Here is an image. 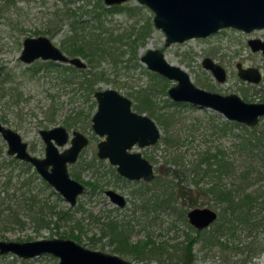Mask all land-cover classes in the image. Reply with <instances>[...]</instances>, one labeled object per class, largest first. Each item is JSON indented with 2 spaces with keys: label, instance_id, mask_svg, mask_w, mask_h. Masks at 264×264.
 I'll return each instance as SVG.
<instances>
[{
  "label": "rangeland",
  "instance_id": "374dc122",
  "mask_svg": "<svg viewBox=\"0 0 264 264\" xmlns=\"http://www.w3.org/2000/svg\"><path fill=\"white\" fill-rule=\"evenodd\" d=\"M8 1L0 0V12L3 16L0 19V121L18 132L22 140L28 143L30 153L38 157L44 156V143L38 134L40 129L63 126L69 134L78 130L89 138V143L79 154L77 161L68 166L70 176L84 185L85 191L77 197L76 204L69 206L51 188L53 193L48 194V200L51 205H56L57 214L52 216L49 226L37 228L26 219L22 227L4 228L0 224V240L31 242L52 238L70 239L86 248L120 256L132 264H176L170 258L174 254L173 246L182 242L187 233L195 236L194 228L188 223L186 214H183L178 203L170 201L168 206H158L154 205L153 199L161 192L160 179L176 183L178 180L172 176V171L185 172L170 162L177 158L174 157L176 154L179 163L188 167L189 162L196 159L204 149L210 148V153H213V147L219 145L226 152L227 160L232 161L237 173L248 165L253 168L249 179L251 183L246 192L264 190V160L259 154L250 156L246 150H238L233 146L235 138L231 134L212 135L215 126L229 121L215 111L172 101L167 90L176 82L150 71L140 61V57L148 49H158L168 63L187 71L194 85L221 95L235 93L245 102H264V56L261 51L253 52L248 45L250 39L264 41V29L245 33L225 28L205 38H194L166 46L163 32L153 25L152 11L137 0H127L118 5L119 8L107 11L102 0ZM78 7H82L83 18L87 13L98 16L99 26L95 33L105 32L104 36L109 39L96 44L98 53L90 50L88 52L93 53L90 57L85 59L78 56L86 64L83 72L59 63L54 66L47 64L48 61L37 60L26 65L19 60L22 41L26 37L46 36L62 50V42L69 35L68 25L62 23L59 24V29L50 31L45 30L46 26L56 16L55 13L60 15L62 11L70 12ZM79 14L81 11H76V15ZM87 32L88 30L83 34ZM100 48L107 53L100 54ZM204 58H210L226 70L225 82L217 83L210 71L201 66ZM237 63L243 67L258 68L262 74L260 83L252 85L241 81L236 73ZM85 75H88L86 77L89 78V83ZM70 81L73 82L69 84ZM86 88H93L95 91L115 89L132 101L133 108L139 106V102L150 107L148 109L153 115H149L147 111L144 113L159 128L160 139L155 145L146 148L135 145L132 151H139L150 161L154 172L153 180L144 182L117 177L115 169L113 171L106 160L96 157V145L101 138L91 128L92 116L88 123L78 125V128L68 127L64 123L72 112L90 111L91 115L95 112L96 101L93 94L85 92ZM168 116H171L168 132L180 139V150L173 145L166 146L161 140L166 136L164 117L166 119ZM258 128L264 130V117L259 119ZM235 133H239V130L235 129ZM2 144L6 151L5 142L0 137V147H3ZM67 146L69 143L59 150ZM189 179L181 185L190 191L196 190L195 186L187 185ZM230 179L229 176H222L223 183H230ZM105 189H112L123 195L127 200L126 206L115 207L103 194L102 190ZM200 202L196 207L220 211L212 201ZM190 209L187 208L186 213ZM249 213L258 221L264 217V211L258 203ZM107 214L113 217V222L122 221L125 217L133 219L135 226L130 239L118 241L119 236H112L107 231L104 219ZM235 227L234 243L229 242L226 237L218 241L210 238L212 227L201 230L199 242L192 248L195 258L191 264H264V225L252 232L237 223ZM211 240L217 242L212 244ZM250 240L256 241L257 247L251 246L249 253L246 252L248 249H244L243 253L237 251L238 248H244ZM132 245H135L133 249ZM135 249L141 251L134 258ZM187 252L188 249L183 248L182 254L186 255ZM57 262V258L48 254L30 260L20 259L13 254L0 255V264Z\"/></svg>",
  "mask_w": 264,
  "mask_h": 264
},
{
  "label": "water",
  "instance_id": "95a60500",
  "mask_svg": "<svg viewBox=\"0 0 264 264\" xmlns=\"http://www.w3.org/2000/svg\"><path fill=\"white\" fill-rule=\"evenodd\" d=\"M106 6L121 5L127 0H102ZM153 13V25L163 32L165 45L183 43L194 38H205L223 28H234L250 33L264 29V0H137ZM248 45L253 52L261 51L264 56V41L250 39ZM65 63L76 69H85L86 64L79 57H67L46 36L26 37L22 41L19 60L30 64L37 59ZM140 61L152 72L175 81L167 90L174 102H184L198 109L212 110L225 120L247 127L258 124L264 117V102H245L235 93L221 95L193 84L183 68L168 63L161 51L148 49ZM202 67L210 71L217 83L226 80V70L204 58ZM237 77L252 85L260 83L262 74L258 68L236 65ZM97 107L91 117L93 132L104 137L97 144V156L108 159L117 173L128 180L154 179L153 166L139 152H132L134 145L139 148L155 145L160 139V130L155 122L144 114L132 110L131 100L115 89L96 90L93 94ZM38 134L44 143V156L38 157L28 150V143L18 132L0 121V137L7 147L6 154L19 161L31 164L60 197L73 207L77 197L85 190L84 185L70 177L68 165L73 164L80 151L88 144L87 137L78 130L69 134L63 126L40 129ZM69 140V146L63 151ZM104 194L118 208H124L123 195L112 189ZM188 223L196 230L209 228L216 221L217 212L208 207L191 208L186 213ZM13 254L23 260L42 255L57 258V264H132L128 260L102 251L86 248L73 240L52 238L31 242L0 240V255Z\"/></svg>",
  "mask_w": 264,
  "mask_h": 264
},
{
  "label": "trees",
  "instance_id": "16d2710c",
  "mask_svg": "<svg viewBox=\"0 0 264 264\" xmlns=\"http://www.w3.org/2000/svg\"><path fill=\"white\" fill-rule=\"evenodd\" d=\"M13 1L14 0H9L8 3ZM101 7H103V5ZM104 8L107 11L108 9H116L119 7L114 5L110 7L106 6ZM78 10L81 11V14L76 15V11ZM61 13L62 14L60 15L55 13L56 16H54L51 22L48 23L45 30L50 31L54 28L59 29V24L61 25L62 23L68 25L69 35L66 36L61 45L62 49L67 54H70L71 56H81L86 59V57L93 55L92 52L88 51L91 50L94 53H98L96 45L98 42L100 44L109 40L104 36L105 32L97 34L98 31L95 33L99 26L97 24V15L87 13L83 18L82 7H78L76 10H71L70 12L62 11ZM0 15L1 19L3 17L2 12H0ZM94 25L97 26L93 27ZM86 30H88V32L83 34ZM103 51L104 49L100 48V54L107 53L106 51ZM48 64L54 65L53 63ZM78 71L83 72L84 69ZM88 75H85L84 77ZM86 81L89 83L88 77H86ZM72 82L73 81H70L69 84ZM94 91L95 89L93 88L85 89L87 94H93ZM145 100L148 101L150 99ZM137 101L139 102L140 100L137 99ZM141 105L140 102L139 106L136 105V108L140 112L147 111L149 115H153L148 109L150 108L149 106ZM90 116H92L90 111L88 113H84V111L72 112V114L65 118L64 123L68 127L78 128V125L82 126L81 124L88 123ZM165 117L164 121L166 122V128L164 129L165 132H167L166 136L161 138V140L164 141L166 146L173 145L180 150L178 144L180 139L168 132L171 116H168L166 119ZM215 127L216 128H213L215 130H213L212 135L231 134L235 138L233 146L237 147V149L242 148L246 150L249 153L248 155L258 153L261 159L264 160V130L259 129L258 124L253 127H247L243 124L229 121L223 122L222 125H217ZM235 129H238L239 133L234 134ZM180 143L183 142L181 141ZM209 149H204L200 152L196 159L189 162L188 167H184L185 164L179 163L177 154L174 156L177 158L170 162H172L173 165H176L178 169H183L185 172L179 170V172L173 173L172 171V176L178 180L176 183L160 179L161 192L153 198L154 205L168 206L170 201H172L175 202V204L178 203L183 209V214H186V209L196 207L201 203L200 200L208 202L212 201L220 211L218 212L217 221L211 226L213 230L211 231L212 236L210 238L218 241L222 237H226L229 242L234 243L236 238L235 223L247 227L250 232L256 231L261 225H264V217L258 221L249 213L257 203L264 211V190H250L249 192H246L251 183L249 179H251L253 174V168H251V165H248L244 170H239L237 173L232 161L227 160L226 152L221 146H214L213 153H210ZM28 150L30 149L28 148ZM180 157L182 158V156ZM87 166L89 167L90 165L87 164ZM181 172L183 173V176ZM73 175L74 177L76 176L75 173H73ZM223 175L231 178L230 183L222 182ZM183 177H185V180L190 178L187 185L195 186L196 190L190 191L186 186H182L181 184L185 181L183 180ZM50 193H53L51 187L38 176L31 164L19 161L13 156H8L4 150V145L3 147H0V224L2 227H22L25 225V219L37 228L49 226V221L52 216L57 214L55 212L56 205H51L48 200V197L51 195ZM116 209L117 208H115V210ZM21 212H25V214H21ZM104 219H106L105 226L107 231H110L112 236H119L120 238L118 241L123 238L125 240L130 239L135 226V224L132 223L133 219L129 220L125 217L124 220L121 219L122 221L116 220V222H113V217L108 214ZM202 231L194 229L195 236H189L187 233L182 242L173 246L174 254H168L171 255L170 258L174 259L176 264L179 262H181L180 264H191L193 262L195 255L192 252V248L199 242V237L201 236ZM213 240H211L212 244L217 242H214ZM138 245L140 247V244ZM253 245L257 247V242L250 240L244 248H238L237 251L243 253L244 249H248L246 252L249 253L251 251L250 247ZM134 246L135 245H132L131 249H133ZM183 248L188 249L186 255L182 254ZM134 251L135 253L133 256L135 258V256H137L135 254L139 253L141 250L138 251L135 249ZM255 251L253 253H255ZM116 252L120 253V251ZM122 254L127 253L122 252Z\"/></svg>",
  "mask_w": 264,
  "mask_h": 264
},
{
  "label": "flooded vegetation",
  "instance_id": "af4514ba",
  "mask_svg": "<svg viewBox=\"0 0 264 264\" xmlns=\"http://www.w3.org/2000/svg\"><path fill=\"white\" fill-rule=\"evenodd\" d=\"M37 37H38V36H37ZM51 42H52V41H51ZM55 46H56V45H55ZM56 47H57V46H56ZM57 48H59V47H57ZM59 49H60V48H59ZM60 50H61V49H60ZM62 50H63V49H62ZM62 50H61V51H62ZM62 53H63L64 55H66L67 57L71 58L70 56H68V55H67L66 53H64L63 51H62ZM75 57H78V56H75ZM79 58H81V57H79ZM81 59H82V58H81ZM37 60H41V58H40V59H37ZM37 60H35V61H37ZM35 61H34V62H35ZM41 61H44V60H41ZM47 61H48V62H46L47 64H48V63H53V64H56V63L58 64V63H59V64L67 65L68 67H72V68H74L73 66H71V65H69V64L60 63V62H53V61H50V60H47ZM32 63H33V62H32ZM30 64H31V63H30ZM26 65H27V64H26ZM201 66H202V65H201ZM74 69H76V68H74ZM77 70H81V69H77ZM93 94H94V93H93ZM120 94H121V93H120ZM122 95H123V94H122ZM123 96H125V95H123ZM93 97H94V96H93ZM125 97H126V96H125ZM127 98H128V97H127ZM94 100H95V98H94ZM95 101H96V100H95ZM96 104H97V102H96ZM131 108H132L133 111H135V112H137V113H139V114H144V115H146V114L144 113L145 111L140 112L138 109L133 108V103H132V101H131ZM93 114H94V113H93ZM93 114H92V115H93ZM148 117H149V116H148ZM90 121H91V120H90ZM81 133H82V132H81ZM85 136H86V135H85ZM86 137H87V136H86ZM99 137H100V136H99ZM100 138H101V139L99 140V142L102 141V140H104V137H100ZM87 139H88V143H89V138L87 137ZM99 142H98V143H99ZM67 143H69V140L67 141ZM67 143H66V144H67ZM98 143H97V144H98ZM66 144H65V145H66ZM65 145H64V146H65ZM87 145H88V144H87ZM87 145H86V146H87ZM86 146H85V147H86ZM134 146H135V145H134ZM134 146H133V147H134ZM62 147H63V146H62ZM67 147H68V146H67ZM67 147H65L64 149H66ZM85 147H84V148H85ZM133 147H132V148H133ZM149 147H150V146H149ZM59 148H60V147H59ZM84 148H83V149H84ZM144 148H146V147H144ZM64 149H63V150H64ZM83 149H82V150H83ZM96 149H97V145H96ZM63 150H60V151H63ZM82 150L80 151V153L82 152ZM131 151H132V149H131ZM132 152H133V151H132ZM138 152H139V151H138ZM80 153H79V154H80ZM139 153H140V152H139ZM141 155H142V154H141ZM78 156H79V155H78ZM96 157H97L99 160H106V161L108 162V164H110L109 161H108V159H101V158H99V157L97 156V150H96ZM142 157H144V156L142 155ZM144 158H145V157H144ZM77 159H78V157H77ZM145 159H146V158H145ZM147 160H148V159H147ZM76 161H77V160H76ZM76 161H75V162H76ZM148 161H149V160H148ZM75 162H74V163H75ZM74 163H73V164H74ZM149 163H150V161H149ZM69 165H71V164H69ZM69 165H68V166H69ZM110 165H111V164H110ZM111 166H112V165H111ZM112 167H113V169H115V171H116V167H115V166H112ZM116 173H117V171H116ZM69 175H70V174H69ZM116 176L118 177V176H120V175L117 173ZM70 177H71V176H70ZM73 177H74V175H73ZM71 178H72V177H71ZM122 178H124V177H122ZM125 179H126V178H125ZM127 180H128V179H127ZM140 180L146 182V181L143 180V179H140ZM132 181H139V180H132ZM106 190H107V189L102 190V191H103V194H104V192H105ZM104 195H105V194H104ZM105 196H106V195H105ZM106 197H107V196H106ZM107 198H108V197H107ZM124 198H125V197H124ZM108 200H109V199H108ZM125 201H126V204H127V200H126V198H125ZM125 206H126V205H125ZM125 206H124V207H125ZM115 207H116V206H115ZM117 208H118V207H117ZM215 211L217 212V219H218V211H217V210H215ZM186 218H187V217H186ZM217 219H216V221H217ZM216 221H214V222L210 225V227H211Z\"/></svg>",
  "mask_w": 264,
  "mask_h": 264
},
{
  "label": "bare ground",
  "instance_id": "6f19581e",
  "mask_svg": "<svg viewBox=\"0 0 264 264\" xmlns=\"http://www.w3.org/2000/svg\"><path fill=\"white\" fill-rule=\"evenodd\" d=\"M230 28V27H229ZM223 29H225V28H223ZM238 30V29H237ZM220 31V30H219ZM242 31V30H241ZM254 31V30H253ZM218 32V31H217ZM252 32V31H251ZM246 33V32H245ZM215 34V33H214ZM213 35V34H212ZM6 149H7V147H6ZM30 152V151H29ZM195 208V207H194ZM195 229V228H194Z\"/></svg>",
  "mask_w": 264,
  "mask_h": 264
}]
</instances>
